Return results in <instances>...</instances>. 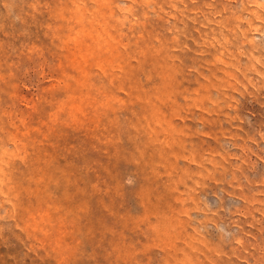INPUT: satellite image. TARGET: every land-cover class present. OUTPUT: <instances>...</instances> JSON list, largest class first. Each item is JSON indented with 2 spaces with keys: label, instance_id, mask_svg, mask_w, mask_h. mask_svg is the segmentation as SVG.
I'll return each instance as SVG.
<instances>
[{
  "label": "rangeland",
  "instance_id": "1",
  "mask_svg": "<svg viewBox=\"0 0 264 264\" xmlns=\"http://www.w3.org/2000/svg\"><path fill=\"white\" fill-rule=\"evenodd\" d=\"M0 264H264V0H0Z\"/></svg>",
  "mask_w": 264,
  "mask_h": 264
}]
</instances>
